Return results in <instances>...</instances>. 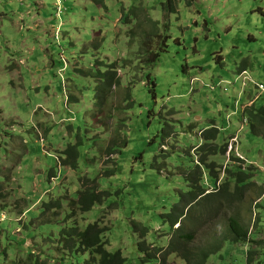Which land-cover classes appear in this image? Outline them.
Returning a JSON list of instances; mask_svg holds the SVG:
<instances>
[{
  "label": "rangeland",
  "instance_id": "obj_1",
  "mask_svg": "<svg viewBox=\"0 0 264 264\" xmlns=\"http://www.w3.org/2000/svg\"><path fill=\"white\" fill-rule=\"evenodd\" d=\"M56 5L0 0V264H99L94 246L83 255L66 245L64 230L89 223L110 227L106 252L120 250L125 264H188L156 247L169 240L175 248L179 239L170 216L187 213L185 172L204 182L203 165L236 172L220 154L207 153L196 168L212 121L220 146L236 139L246 178L235 180L239 196L232 189L189 205L182 225L194 238L185 250L195 257L211 242V251L237 215L244 231L251 227L248 242L226 241L207 264H248L249 255L250 264H264V126L242 120L264 91V56L256 54L264 50V0H59L60 12ZM166 22L167 51L143 67L145 34ZM138 24L147 31L130 34ZM78 142L72 169L64 150ZM93 187L105 197L83 213L82 192ZM142 227L151 259L139 249Z\"/></svg>",
  "mask_w": 264,
  "mask_h": 264
},
{
  "label": "trees",
  "instance_id": "obj_2",
  "mask_svg": "<svg viewBox=\"0 0 264 264\" xmlns=\"http://www.w3.org/2000/svg\"><path fill=\"white\" fill-rule=\"evenodd\" d=\"M146 31L147 30H145V26L143 24H138L136 28L130 32V34L135 32H146ZM168 32H169V25L167 22L163 23L162 28L160 27L159 23L157 24L151 23L150 33L145 34L146 38L141 43L140 50L138 51V59L136 58L143 67H152L160 59L162 54L167 51L166 49L168 47V40L170 39ZM108 74L110 73L108 72L105 75L107 76ZM96 76L101 78L103 77V73L99 72L94 75V77ZM115 85L116 83L113 82L111 78H109V84H108L109 89L106 92L110 90L112 94L111 88ZM152 86L155 87V84L152 83ZM258 113H263L264 115V106H261L260 108L249 107L245 110L244 116L248 117L250 123H252V120L254 119V117L257 116ZM219 134H220V130L214 126L213 121H212V126L209 129L202 131L201 137L203 139V142L200 148L199 149L197 148V152H196V155H198L196 160L197 162L195 161L196 168H198L199 170L202 169V164L207 163L205 161L207 159L206 156L208 154L212 156L220 154L222 157L226 158L225 155L228 149V143H224L222 146H220V144L217 143ZM78 144L79 142L76 143L75 146L67 147V149L64 150L65 156H67L66 158L67 162L65 163H68L72 167V169L74 168L75 160L71 161V159L72 158L74 159L75 156H77ZM239 162L240 161L238 158H235L234 155H231L230 163L238 166H236V172L228 171L230 174H232L229 177H226L227 176L225 173L226 166L222 167L223 170L221 171L219 169L220 167L216 166L215 162L209 165H203L204 170H205L204 166H206V168L208 167L210 168L208 170L209 173L211 172L212 169L211 172L212 175H208L205 177L204 174L205 182L203 181L201 176L199 175L197 176L195 174L196 170L190 173L185 172L186 174L184 176L185 178L190 180L189 186L191 187L187 193L189 201L186 204L184 211H187L188 213L189 205L193 204L195 201L199 199V197L203 195H205V197H208L210 195H214V196L223 195L224 197H227L232 189V186H234L235 188H239V186L235 184V180H237L239 183V182H243L246 178V174L243 173L244 168L242 165H240ZM225 164L227 165V162ZM103 173L107 175H111L113 171H103ZM210 179L214 180L215 185L216 186L220 185V187H218L216 192L206 194V189L203 188V183H204V187H207L210 184L207 183L206 185V181ZM220 180L221 182H219ZM200 182L201 185H199ZM190 183L192 184L190 185ZM81 196L82 197L80 198V204H82L83 206L82 211L83 213H87V211L92 209V206L95 203L103 201L104 199L103 197H105V193L104 191L100 190L98 187L97 189L96 187H93L90 190H86L82 192ZM51 205H57V203H52ZM211 206L212 205L209 204V207ZM186 214L184 213L174 218L170 216V226L172 227V230H173V226H175L176 224L179 225L180 227L178 229L176 228V230L172 232V235L174 233L175 237L176 236L179 237V239L175 241L174 249L176 253L180 255L181 258L187 261L188 264H207V261L211 257L213 252L219 250L226 241H232L235 243L238 242L246 243L248 240L247 228H245L246 231H244L242 224L238 222L237 215H235L234 217H229L227 219V228H228L227 235L223 236L222 234V236L218 240L213 241V249L211 251L209 247L211 242L201 246L200 248H203V250L201 252H198L195 255V257H193L191 253L186 252L185 244L183 242V241H191L194 238L193 234H189L184 231V226L182 225V221H183V217H185ZM89 225L90 226H87V229L81 232L77 228L71 229V232L69 234L70 239H68L66 245L74 246L76 243H78L80 249H78L79 247H76V252L83 255L84 253H81L80 250H83L85 252L87 249L86 247L94 246L95 247L94 251L96 252V257L99 259L98 260L99 264L118 263V257L120 256V253L106 252L107 241H105V239H102L103 233L108 231L109 228L108 227L100 228L95 224L93 225L89 224ZM32 257H29L30 260H32ZM196 257L198 258V260L199 259L200 260L198 261ZM149 258L151 259L152 257L149 256ZM191 260H193V262H191ZM252 261L253 259H251V256L249 255L247 257V263L250 264Z\"/></svg>",
  "mask_w": 264,
  "mask_h": 264
},
{
  "label": "clouds",
  "instance_id": "obj_3",
  "mask_svg": "<svg viewBox=\"0 0 264 264\" xmlns=\"http://www.w3.org/2000/svg\"><path fill=\"white\" fill-rule=\"evenodd\" d=\"M245 69V68H244ZM246 71L247 70H241L239 73H243L244 75L246 74ZM262 85V84H261ZM262 86H264V85H262ZM257 89H259V90H264V89H260V88H257ZM255 104V102L254 103H252L251 105H249V107H253V105ZM263 106V105H262ZM261 107V106H260ZM259 107V108H260ZM242 120H243V122L244 123H250V121H249V118L248 117H244V116H242ZM226 143V142H225ZM228 143V149H227V152H226V154L231 158V155H234V157L235 158H238V153H237V151H236V147L234 146V144H233V142H232V137H231V142H227ZM242 163L243 164H245L246 162H245V159H242ZM209 172V171H208ZM52 175V174H51ZM50 175V178L52 177ZM209 175H210V173H209ZM218 187H220V185H217L215 188H212L211 186H207L206 187V194H210V193H214V192H216L217 191V189H218ZM211 188H212V190H211ZM240 188V187H239ZM239 188H235L234 186H232V189L234 190V191H236V195L237 196H239V191H238V189ZM231 189V190H232ZM241 193V192H240ZM242 194V193H241ZM102 201H100V202H98V203H95L94 205H96V204H99V203H101ZM57 206V205H56ZM209 208V207H208ZM89 224H92V223H89ZM88 226V225H87ZM87 226L84 228V230L85 229H87ZM139 225H135V227L137 228ZM109 229H110V227L109 226H107ZM100 228H103V227H100ZM71 229H73V228H70V229H67V230H64V233H67L68 234V236H69V234H70V232H71ZM147 228L146 227H142V229H141V231H140V236H141V234H142V241L139 243V249L142 251V252H144L145 253V259H150L149 258V256H146L147 254H149V250H148V240L146 241V239H143V238H145V237H147V235H148V233H149V231H147L146 230ZM83 230V231H84ZM247 230H248V240H249V230H251V227H247ZM105 233V232H104ZM104 233H103V235H102V239H105V237H104ZM70 237V236H69ZM248 240H247V242H248ZM105 241H107L106 239H105ZM76 244H78V243H76ZM73 246V245H72ZM75 246V245H74ZM69 247H71V245L69 246ZM76 247H77V245H76ZM78 247H79V244H78ZM106 248H107V246H106ZM157 248V250L158 251H160V252H164L165 254H169V253H171V254H174V255H177V253H176V251H175V249H174V247L173 246H170V243H169V240H168V243H167V245H165V246H157L156 247ZM108 250V249H107ZM112 253H120V256L118 257V263H112V264H125L126 263V258L123 256V254H122V252L119 250V251H115V252H112ZM150 257H153L152 255H150ZM154 258H156V257H154ZM158 259H160V258H158Z\"/></svg>",
  "mask_w": 264,
  "mask_h": 264
},
{
  "label": "crops",
  "instance_id": "obj_4",
  "mask_svg": "<svg viewBox=\"0 0 264 264\" xmlns=\"http://www.w3.org/2000/svg\"><path fill=\"white\" fill-rule=\"evenodd\" d=\"M254 40H255V41H258L257 39H254ZM256 54H257V57H259V55L264 56V50H263V51H260V52H256ZM7 61H8L9 64L13 63V59H12V58H7ZM252 66H253V64H252ZM244 68H245V67H243L242 70H244V71H245V70L249 71V69H248L247 67H246L245 69H244ZM13 70H14V69H13ZM256 81H258V80H256ZM260 84L264 85V83H260ZM250 93H251V94H254L252 91H251ZM247 95L251 97L250 94H247ZM256 96H259V98H258V100L255 102V104L253 105V107H255V108H259L260 106H258L257 103L259 102V100L264 99V91H263L261 94L255 95V97H256ZM247 105H250V103H248ZM263 106H264V105H263ZM252 123H253V125H254V123H256V124L261 123L262 126H264V115H263V113H258L257 116L254 117V119L252 120Z\"/></svg>",
  "mask_w": 264,
  "mask_h": 264
},
{
  "label": "bare ground",
  "instance_id": "obj_5",
  "mask_svg": "<svg viewBox=\"0 0 264 264\" xmlns=\"http://www.w3.org/2000/svg\"><path fill=\"white\" fill-rule=\"evenodd\" d=\"M247 72V71H246ZM260 86V85H259ZM256 100V99H255ZM255 100H251L250 101V103L252 104V103H254L255 102ZM233 143H236V139L233 141ZM238 153V152H237ZM238 155V157H240V155H239V153L237 154ZM225 157H226V162H227V164L230 162V157L226 154L225 155ZM219 182H221V180L219 181Z\"/></svg>",
  "mask_w": 264,
  "mask_h": 264
},
{
  "label": "built area",
  "instance_id": "obj_6",
  "mask_svg": "<svg viewBox=\"0 0 264 264\" xmlns=\"http://www.w3.org/2000/svg\"><path fill=\"white\" fill-rule=\"evenodd\" d=\"M55 1H56V3H57L56 6H57V9H58V12H60V7H59V5H58L59 0H55ZM259 88H260V89H264V86L260 85Z\"/></svg>",
  "mask_w": 264,
  "mask_h": 264
}]
</instances>
